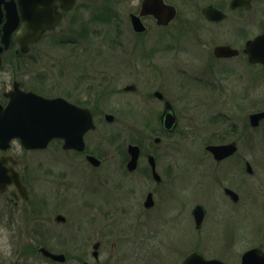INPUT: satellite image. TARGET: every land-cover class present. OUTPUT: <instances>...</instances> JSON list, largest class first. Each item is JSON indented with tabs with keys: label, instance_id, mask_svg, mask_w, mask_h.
Segmentation results:
<instances>
[{
	"label": "flooded vegetation",
	"instance_id": "flooded-vegetation-1",
	"mask_svg": "<svg viewBox=\"0 0 264 264\" xmlns=\"http://www.w3.org/2000/svg\"><path fill=\"white\" fill-rule=\"evenodd\" d=\"M91 1L74 0L71 8H65L69 0H0V106L6 107L11 98L9 93L16 89L45 98L61 96L78 107L89 109L95 124L84 136L83 150L65 149L64 140L57 138L43 148L27 149L18 139H14L8 149L0 148V179L10 180L3 190L0 189V264H203L205 260L214 259L224 264H242L244 254L252 249H259L264 254V237L256 236L258 232L247 237L240 235L242 221L248 217L244 214L246 209L239 189L220 184L223 197L214 198L211 190L212 203H208L202 195L198 197L196 188H191L189 199L182 198L180 189L174 186L177 183L178 160L163 153L157 154L156 150L145 149L139 143L130 142L122 153L114 152L120 154L116 168L122 171V176L114 188H110L111 191L102 186L106 182L99 183L95 197H89L87 190L89 198L82 196L73 199L62 193V190L73 189L72 180L69 183L62 180L64 183L56 187L59 191L55 196L41 200L39 205L36 203L40 197L36 196L33 183L38 173L51 177L53 171L65 177L70 173L69 169L52 167L50 156H45L47 160L41 159L40 154L46 153L54 141L61 144L62 152L79 157V162L94 172L101 171L110 158L117 156L109 154L107 150L99 152L88 144L89 140L95 141L88 136L97 129L98 123L108 122L107 115L113 116L111 123L116 119L113 113L102 116V112H97L100 102L96 90L103 86L101 78L107 73L99 76L97 70H83L87 68L84 62L101 58L97 38H61L64 44L62 65L66 77L61 95L52 92V81L48 74L50 65L40 54L42 47L53 43L51 34L56 30L62 29L65 33L74 31L75 35L81 29L84 33L92 31L90 25L94 18L90 16L85 23L82 11H91ZM103 4H99L101 10ZM126 5L125 19L118 20L117 25L130 38L126 40L127 43L120 40L109 54L104 53L103 56L119 59L117 63L110 60L113 70H109L108 75L112 82L118 73L127 71L121 67L131 64L132 59L148 62L161 51L181 50L175 44L148 43L144 36L151 27L159 30L158 34L165 30H176V43L190 46L195 52L194 57L199 61L204 59V72L207 74H216L217 67L222 68L221 63L229 59L245 61L250 67L258 65L264 68L261 62H251L245 52L249 41L264 34V0H126ZM57 15H60V19L54 28H46L36 40L25 41L30 22L35 27H42ZM133 16H139L145 30H135ZM218 46H230L237 54L220 56L216 54ZM137 67L140 65L137 64ZM27 78L29 81L26 82ZM130 85H135V88L126 89ZM122 90L124 93H135L138 86L131 82L124 85ZM157 91L161 96L156 94ZM113 92L116 93L115 90ZM152 96L163 107L159 115L162 136L153 137L158 144L163 136L177 129L179 114L163 91L154 90ZM148 97L146 94L145 98ZM167 102L177 115V124L172 129L164 125ZM225 133L229 137L227 129ZM242 134V129L235 124L232 135L236 138L208 144H237ZM15 143L19 144L22 154L29 153L30 162H24L23 156L15 153ZM130 144L140 147L135 166L128 148ZM237 153L238 150L218 160L212 152L205 151L206 157H210L215 165L227 161L239 163L238 160L242 161L244 157ZM90 156L97 158L95 163ZM150 156L154 158L157 175ZM244 162L250 164L251 171L247 170L249 175H254L252 163L248 160ZM16 178L20 182L17 183ZM226 189H231L236 195ZM198 206H201V214ZM225 212L239 232L232 234L230 226L226 227L225 222L228 221L223 218ZM211 216L215 219L213 223L209 220ZM201 217L202 221L198 224L197 218ZM208 225L217 234L211 241H203L197 235ZM181 230L184 234H181ZM217 238L221 239L216 241ZM257 240L261 243L256 244ZM203 244L210 249H204ZM155 248H158V256L151 255ZM258 260L254 259L253 263L258 264Z\"/></svg>",
	"mask_w": 264,
	"mask_h": 264
},
{
	"label": "rangeland",
	"instance_id": "rangeland-1",
	"mask_svg": "<svg viewBox=\"0 0 264 264\" xmlns=\"http://www.w3.org/2000/svg\"><path fill=\"white\" fill-rule=\"evenodd\" d=\"M102 3L104 8L101 10L99 4L102 5ZM126 6V0H92L91 11L82 10L85 23L90 16L94 18L93 24L90 25L92 31L84 33L81 29L79 34L75 35L74 31L65 33L59 29L51 34L53 43L42 47L40 54L50 65L48 74L52 81V92L55 95H61L63 85L66 84L62 65L64 44L61 43V38L94 37L99 42L97 44L100 53L109 54L120 40L127 43L126 40L130 38L117 25L118 20L125 19ZM162 32L158 34L159 30L151 27L144 38L148 43L179 45L181 50L161 51L148 62L144 59H132L131 64L121 67L123 70L126 68L127 71L118 73L113 82L108 75V71L112 69L110 60L117 63L118 58L108 55L94 62H84L87 68L83 70H97L99 76L103 75V72L107 73L101 78L104 81L103 86L96 90L99 96L97 100L100 102L97 112H102V116L104 113H113L116 116L113 123L109 121L98 123L97 129L88 136L89 139L95 140V143L89 140L88 144L99 152L107 150L111 154L115 151L122 153L127 149V145L133 142L141 144L145 149L156 150L157 154L173 156V159L179 162V169L176 170L175 182L177 183L174 186L180 189L182 198L189 199L193 190L191 188H196L198 197L202 195L208 203H212V191L214 198L223 197L220 184L236 187L242 193L246 209L244 214L248 217L242 221L240 235L247 237L258 232L256 236L259 235L258 237L262 239L264 237V120L258 128H254L250 125L249 115L264 109V68L258 65L250 67L245 64V61L229 59L221 63L222 68L217 67L216 74H207L204 72L206 61H202L204 59L199 61L196 56L194 57L195 52L190 46L176 43L177 35H174L176 30ZM161 37L165 41L162 39V42ZM137 64L140 67H137ZM168 64L171 66L163 67ZM27 81H29L28 78ZM131 82L137 84L138 91L124 93L123 86ZM157 89L163 91L173 102L179 114L177 129L170 135L163 136L158 144L153 141V137L162 136L159 115L163 107L152 96L153 91ZM114 90L116 93L113 92ZM146 94L148 98H145ZM235 124L242 129L243 133L238 142L237 154L244 158L242 161L239 159V163L227 161L215 165L210 157H206L205 147L208 143L225 142L226 139L236 138L232 135ZM226 129L229 137H226ZM159 131L160 134H158ZM14 146L15 153L22 155L24 162H30L29 153L22 154L18 143ZM62 151L61 144L54 141L46 153L40 154L42 160H47L45 156H50L52 160L49 163L52 167H57L58 170L69 169L70 173L66 177L55 171L52 177L41 176L42 172L38 173L39 175L36 174L33 188L36 196L40 197V200L36 201L38 205L42 202L41 200L55 196V193L59 191L56 187L64 183L62 180L67 183L72 180L73 186L70 191L62 190V193L77 199L83 198L82 196L95 197L98 194L99 183L106 182L102 186L112 189L121 179L122 171L116 168L120 155L118 153H114L117 156L110 158L109 163L101 171L94 172L79 162V157H71ZM244 160L252 163L254 175H249ZM33 163H35L34 160ZM208 163L212 165L209 166ZM30 183H32L31 179ZM175 190L178 191V189ZM224 214L223 218L228 221L225 222L226 227L230 226L229 231L235 234L238 230L232 226L231 217L227 215V212ZM212 218L213 216L209 220L213 223L215 219ZM251 230L254 232H250ZM181 234H184L182 230ZM216 234L215 229L208 225L197 236H200L203 241H211ZM220 239L217 238L216 241ZM259 241L257 240L256 244L261 243ZM240 246L247 247L243 244ZM203 247L210 249L205 244ZM151 255L158 256V248H155Z\"/></svg>",
	"mask_w": 264,
	"mask_h": 264
},
{
	"label": "water",
	"instance_id": "water-1",
	"mask_svg": "<svg viewBox=\"0 0 264 264\" xmlns=\"http://www.w3.org/2000/svg\"><path fill=\"white\" fill-rule=\"evenodd\" d=\"M74 0H69L68 6L71 8ZM155 12V11H154ZM60 15L51 19L47 24L34 25L30 22L29 30L25 35V41L31 42L39 38L40 34L46 28H53L57 25ZM134 28L137 31L145 30L140 21L139 16H133ZM26 50V49H24ZM245 52L249 56L251 62H261L264 64V34L256 37L247 43ZM216 54L220 56H231L237 54V51L230 46H218ZM135 85L127 86L126 89H134ZM161 96L160 92H156ZM10 103L4 109L0 106V148L7 149L13 138H19L22 145L26 148H43L48 145L53 138H63L65 140V148H76L83 150L85 148L84 136L87 131L95 127L92 114L89 109L78 107L62 97L44 98L33 92H23L16 89L10 93ZM109 121L113 120L112 115H107ZM264 119V110L252 113L250 122L252 126H258ZM177 124V116L170 106V102L166 103L164 113V125L166 128L172 129ZM129 151L132 154V161L135 162L139 156L140 147L136 144L129 145ZM216 159L221 160L232 155L236 150V142L220 145H208ZM91 161L95 163L96 157L90 156ZM152 160V161H151ZM153 171L157 175L155 169L154 158L150 156ZM132 162V163H133ZM248 171H251L248 164ZM9 179H0V189H4ZM18 183L19 180L16 178ZM227 192L236 195L231 189ZM201 206L198 211L201 214ZM197 218V223L202 221ZM254 259H259L258 264H264V254L259 249H252L243 256L242 264H254ZM203 264H224L220 260L203 261Z\"/></svg>",
	"mask_w": 264,
	"mask_h": 264
},
{
	"label": "bare ground",
	"instance_id": "bare-ground-1",
	"mask_svg": "<svg viewBox=\"0 0 264 264\" xmlns=\"http://www.w3.org/2000/svg\"><path fill=\"white\" fill-rule=\"evenodd\" d=\"M105 54L103 53L102 55H101V57H103Z\"/></svg>",
	"mask_w": 264,
	"mask_h": 264
}]
</instances>
